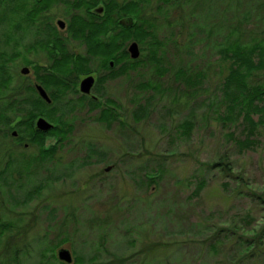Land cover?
<instances>
[{
	"label": "rangeland",
	"instance_id": "1",
	"mask_svg": "<svg viewBox=\"0 0 264 264\" xmlns=\"http://www.w3.org/2000/svg\"><path fill=\"white\" fill-rule=\"evenodd\" d=\"M60 1H51L50 14L67 26L71 15L87 17ZM118 3L136 18L126 40L136 39L138 29L150 32L136 40L139 57L126 62L134 67H122L120 79L106 84L120 100L121 126L103 128L81 112L66 115L73 106L59 101L56 114L65 113L74 132L61 135L49 162L22 168V177H7L0 190V224L13 227L2 238L0 264H60L53 255L64 236L69 240L59 248L97 256V264L117 258L122 264H264V111L250 112L259 123L242 146L248 124L230 102L238 92L223 89L233 61L222 52L230 44L245 52L254 44L264 48V0ZM5 19L15 25L1 23L0 53H10L12 40L18 41V57L8 67L16 86L27 85L32 78L21 75L24 62L41 58L21 46L39 24L28 27L9 9ZM74 40L69 49L82 52ZM155 50L165 71L156 73L149 60ZM241 73L248 86L264 83V65ZM182 123L190 125L188 132ZM3 144L0 134L1 168L8 159ZM11 151L13 158L40 156L37 145Z\"/></svg>",
	"mask_w": 264,
	"mask_h": 264
},
{
	"label": "trees",
	"instance_id": "2",
	"mask_svg": "<svg viewBox=\"0 0 264 264\" xmlns=\"http://www.w3.org/2000/svg\"><path fill=\"white\" fill-rule=\"evenodd\" d=\"M50 0H43L37 1L34 0L33 5H28V0H0V26L1 23H4V21L8 22L6 18V11H10L11 16H17L18 13L22 16V20L25 21V25L28 27H32V23L38 18L39 11L37 7H41V4L49 3ZM76 3L73 4L75 7H80L84 4V0H75ZM41 4H37L40 3ZM70 6V3H66ZM37 8V10H36ZM123 10V9H122ZM37 13V14H36ZM97 21V20H96ZM14 21L8 22L10 25L8 28L13 29L15 23ZM109 24L113 25L114 22L111 20L108 22ZM71 30L70 35L73 37V39L84 41V38L87 36L86 28L94 27L96 28V31H90L88 35L90 37H96L100 33V24L94 23L91 21H86L82 19V17H74L71 19V22L69 24ZM19 28L16 26L15 29ZM139 28V27H138ZM148 30V28H146ZM130 32L131 30H125L122 31V41L126 40L128 38L127 32ZM34 33V32H33ZM32 33V34H33ZM31 34V35H32ZM150 32L146 30H139L136 33V40L138 42H141L147 35L149 36ZM8 40V39H7ZM6 40V42H7ZM92 43L96 44V38L94 40H91ZM156 42V41H154ZM13 45L15 48L11 49L10 53H7L6 51H2L0 53V134L3 136L4 144L3 146L7 149L5 150V154L7 159V162L1 168L0 163V190L4 188V184L7 183V177L11 178L13 175L19 176V178L22 177L24 169L29 168L30 166H33V163H36L37 165L34 167H40L42 164L47 163L51 160L52 152H47L43 150V143L44 138L47 135H50L53 133V131L48 132L47 134L40 133L38 131H34V121L37 117L42 116L46 118V120L54 123V121H59L63 124H65L62 127V136L64 138L65 134L67 133V128L70 126L68 122L64 121V117L66 115H69L70 112H68L66 115L63 114H56V110L54 108V104L56 103V99L53 100V108L50 107V105L46 104L37 94L36 91L32 85V82L29 84H19L16 86L13 81V76L11 75L9 71L8 64L12 61H14L17 57V51L19 44L17 40H12ZM89 43V44H92ZM105 43H108V41H105ZM7 44H10L7 42ZM111 43L106 44L104 46L105 49V55L108 56L107 53L111 49ZM8 47L7 45H5ZM8 49V48H7ZM30 49V48H28ZM28 49H26L28 51ZM155 52V53H154ZM152 51V54L150 55V59L155 68L156 73L165 71L166 69L162 66L163 61H159V56L156 53L157 50ZM222 52L224 53L223 59H229L233 62L229 64L230 66V73L226 76V78L223 80V89L227 91L229 88H234L235 91L238 92L237 96L231 97L230 102L233 103V106H236V109H238V113L241 114L243 120L245 123L248 124V131L245 139L241 142L242 146H246L251 143V132L252 130L258 125L259 121H254L251 118V114L253 111H264V83L248 86L245 82V75L241 73V71L249 70L251 72L252 69L260 68L264 65V48L260 46V44H254L252 48L247 50L246 52L243 50L242 47L239 45H233L230 44L222 49ZM13 53V54H12ZM111 53V52H110ZM10 54V55H9ZM12 54V56H11ZM16 57V58H14ZM256 57V59L254 58ZM258 58V59H257ZM107 59V57H106ZM162 59V58H161ZM255 59L256 61H253ZM180 75H184V72H180ZM41 84L45 86L47 89L50 87H57L58 89H63L64 85L63 83L57 79H48L47 81H41ZM193 86V83H191ZM233 90V89H232ZM244 95L243 97L241 96ZM256 103V104H255ZM261 104V105H260ZM260 105V106H258ZM233 106H231L233 109ZM142 109L139 111V114H143L145 116L147 114L145 108L137 107V110ZM101 122L106 125V127L110 126L113 119L111 116L108 115H100ZM264 122V121H262ZM181 128L185 129L188 132V129L190 128V125L187 123H182ZM72 128V127H71ZM16 129L18 134L23 137H32L33 135H36V139L33 140V144L39 148L40 150V156L39 157H26L22 154L21 159L19 157L13 158L12 154L14 151H11L12 148L19 149L22 147V145L19 143L12 141V137L10 136V133ZM186 132V133H187ZM185 133V132H184ZM21 140V139H19ZM18 140V141H19ZM24 141V139H23ZM23 148V147H22ZM91 148H88L90 150ZM94 150V149H92ZM9 151V154H8ZM92 153V152H91ZM101 153V152H100ZM33 159H38L37 161ZM1 162V160H0ZM24 168V169H22ZM21 169L23 171H21ZM56 180H61V177L55 178ZM156 178H150L152 181ZM52 178L49 177L47 182H51ZM204 182L200 181L197 184V189H203ZM33 195L31 194L29 197L26 198V201H30L33 199ZM13 227L6 226L5 224H0V244L2 243V238L6 233H8ZM9 230V231H7ZM7 231V232H6ZM262 235H264V229L262 230ZM69 240V237L61 238L59 241V246L55 249L59 248L60 245H63L65 242ZM252 245L251 242L247 243V247L245 249H248ZM11 253L16 254V249H13ZM74 255V254H73ZM74 257V263L73 264H97L98 257L90 255V256H83V255H77ZM53 258H55V255H53ZM62 264V263H60ZM102 264V263H101ZM104 264V263H103ZM105 264H122V260L116 259L114 262H108Z\"/></svg>",
	"mask_w": 264,
	"mask_h": 264
},
{
	"label": "flooded vegetation",
	"instance_id": "3",
	"mask_svg": "<svg viewBox=\"0 0 264 264\" xmlns=\"http://www.w3.org/2000/svg\"><path fill=\"white\" fill-rule=\"evenodd\" d=\"M118 1L119 0H84V4L80 7L73 6V4L76 3L75 0H71V2H69L71 11L75 13L83 11V13L87 16L83 18H88L87 21H91L94 23L97 22L101 26L100 33L96 37H90L88 35L90 31H96V28H86L87 36L84 38V41L81 42L73 39V37L70 35L71 28L70 26H67V23L64 22V20H62V17L55 18V21H49L47 19L46 15L51 16L50 11L52 9L50 7L47 8L46 4H41L43 0L40 3H37L41 4V7H37L38 10H40L39 16L36 19L39 27L37 29H34V33L32 34V41H30L28 45H22L21 50L22 52L26 51L28 56H33V58L39 56L41 58V61L36 60L33 63L23 61L25 65L23 66V68H26L28 70V73H21V75H31L33 87H35L36 84L42 86L50 100L59 97L58 102L54 105V109L56 110V112L58 106L63 103L65 108L69 107L70 105L73 106L69 107L70 110L72 109L69 113L70 115L79 112H81L82 114H88L90 116H93V118H91L93 119V124L99 125L96 120L102 123L100 115L105 114L111 116V118L113 119L112 124L118 121V125L121 126V121H119L116 114V112L120 111L121 109L120 100L118 96H114L115 93H109L108 89L106 90V84H108V82H115L120 79V77L123 75L120 74V69L122 67L124 68V71L127 68L128 70H130L131 67H134V63H129L132 59L130 58L128 47L132 42H136V39L135 37H132L133 41L131 42H129L130 40H124L121 42L122 31L130 30L132 28L123 27L119 24V21L122 18L132 17L135 20L136 18L123 11L126 8L119 5ZM60 2L68 3V0H62ZM99 6L104 9L103 16L92 13V11ZM74 15H71L70 18L81 17ZM58 20L62 21V23L64 24L63 28L59 27ZM111 20L114 22L113 25L108 23ZM103 26L105 29L102 31ZM56 30H59V32L57 33ZM27 35L29 34L24 33V39L22 40V42L26 40ZM68 38L70 40H68ZM95 38L97 40L96 44L92 43L91 41ZM73 40L79 42L78 45L79 47L81 46L82 52L77 51L74 53V51L72 52L69 49L70 44L68 43V41L72 42ZM105 41H108V43H105ZM127 42L129 43L126 48H124V45ZM109 43L113 45H111L110 51L107 52L109 55L106 56L104 46ZM26 49H28V51ZM127 61L129 62L126 63ZM122 63L124 65H121ZM111 73L115 74L114 78L111 77ZM88 77L92 78V85L89 89V93H83L80 91V83L83 79H86ZM53 78H57L64 83L63 89H58L57 87H50L49 89H47L41 84V81L44 82L48 79ZM128 80L129 76L127 78H124L123 81L120 80V82L126 83L128 82ZM120 82L118 84V87L122 88L123 83ZM124 89L128 88L125 86ZM61 97H66L67 100L71 101L63 102ZM60 100L61 103L57 105ZM46 104L51 105L53 103L50 102ZM96 115H98L97 118H95ZM52 125L54 126V128L52 129L53 133L49 136L55 137L57 139L58 145L62 137V127L65 124L59 121H54ZM66 128L67 130H69L68 132L72 133L75 130L74 127L71 128V126L70 129L69 127ZM103 128L108 127L104 126ZM10 136L12 137V141L16 142L17 144L20 143L24 149L35 146L33 144V140L37 137L36 135H33L32 137L28 136L22 138L20 134H18L16 129H14L10 133ZM118 136H121V130L118 131ZM57 145L53 147L50 152L54 151ZM111 167L112 166H107L104 171L109 168V170L106 171L109 172Z\"/></svg>",
	"mask_w": 264,
	"mask_h": 264
},
{
	"label": "water",
	"instance_id": "4",
	"mask_svg": "<svg viewBox=\"0 0 264 264\" xmlns=\"http://www.w3.org/2000/svg\"><path fill=\"white\" fill-rule=\"evenodd\" d=\"M38 1H41V0H38ZM92 13H95L96 15H99V16H103L104 9L101 6H99V7H96L92 11ZM135 23H136V21L132 17L122 18L119 21V24L125 28H132L135 26ZM58 25L60 28L64 27V24L60 20L58 22ZM128 52L130 54L131 59H137L139 57V54H140L137 43H135V42L131 43L128 47ZM21 73L27 74L28 70L26 68H22ZM91 85H92V78L88 77L86 79H83L80 83V91L83 93H89V89H90ZM35 90H36L37 94L39 95V97L43 101H45L46 103L51 102L46 91L42 88V86L36 84ZM53 128H54V126L52 124H50L48 121H46L43 117H37L34 121V127H33L34 131L46 133V132H49L50 130H52ZM44 144H45V149L49 150L50 148L54 147L57 144V139L55 137L48 136L45 138ZM108 170H109V168L106 169V171H108ZM56 258H57V260L65 263V264H72L73 263L71 251L66 249V248H59L56 251Z\"/></svg>",
	"mask_w": 264,
	"mask_h": 264
},
{
	"label": "bare ground",
	"instance_id": "5",
	"mask_svg": "<svg viewBox=\"0 0 264 264\" xmlns=\"http://www.w3.org/2000/svg\"><path fill=\"white\" fill-rule=\"evenodd\" d=\"M51 1H52V0H50L49 3H48V2L46 3V7H47V8H49V7L52 6ZM112 2H113V1H112ZM110 3H111V2H110ZM113 4H114V3H113ZM113 4H112V5H113ZM36 14H37V13H36ZM46 17H47V19H48L49 21H55V18H54L53 16H48V15H46ZM72 18H74V17L69 18V21H68L69 24H70ZM82 19H84V20H86V21L88 20V19L83 18V17H82ZM64 22H65V21H64ZM104 29H105V28H104V26H103L102 31H103ZM93 37H94V36H93ZM111 77L114 78V77H115V74H114V73H111ZM62 83H63V82H62ZM63 85H64V83H63ZM63 91H66V90H63ZM58 98H59V97H57V98H53V99L51 100V103H53V100H55V99H56V103H57V102H58ZM61 98H62V99H65L66 97H61ZM38 132H39V131H38ZM40 133H41V132H40ZM42 147H43V150H45V151H47V152H49V151L53 148V147H52V148H50L49 150H46V149H45V144H44V143H43ZM86 147L92 148V143H88V142H87Z\"/></svg>",
	"mask_w": 264,
	"mask_h": 264
}]
</instances>
